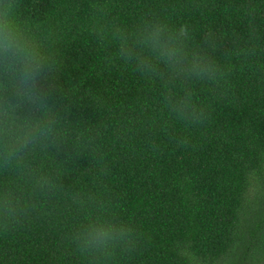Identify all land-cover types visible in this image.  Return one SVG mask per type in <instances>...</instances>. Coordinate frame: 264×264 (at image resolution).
Segmentation results:
<instances>
[{"label": "trees", "instance_id": "obj_1", "mask_svg": "<svg viewBox=\"0 0 264 264\" xmlns=\"http://www.w3.org/2000/svg\"><path fill=\"white\" fill-rule=\"evenodd\" d=\"M18 3L54 65L60 134L0 171V264H264V0ZM153 15L188 25L222 75L166 84L117 60L111 33ZM184 91L203 125L170 113ZM96 218L135 243L81 253L73 236Z\"/></svg>", "mask_w": 264, "mask_h": 264}, {"label": "clouds", "instance_id": "obj_2", "mask_svg": "<svg viewBox=\"0 0 264 264\" xmlns=\"http://www.w3.org/2000/svg\"><path fill=\"white\" fill-rule=\"evenodd\" d=\"M111 38L116 41V59L125 65L135 60L136 72L144 77L167 84L216 80L222 75L215 61L190 46L186 24L176 27L153 15L141 18L135 28L121 24ZM53 66L18 0H0V171L20 172L29 153L59 136V121L50 103ZM165 103L177 121L204 124L205 111L191 91L166 94ZM188 143L185 136L178 145ZM0 203L10 208L11 195L0 193ZM73 242L81 253L104 261L120 244L135 243L134 229L96 218L74 234Z\"/></svg>", "mask_w": 264, "mask_h": 264}]
</instances>
